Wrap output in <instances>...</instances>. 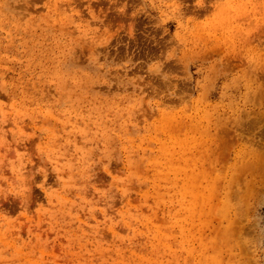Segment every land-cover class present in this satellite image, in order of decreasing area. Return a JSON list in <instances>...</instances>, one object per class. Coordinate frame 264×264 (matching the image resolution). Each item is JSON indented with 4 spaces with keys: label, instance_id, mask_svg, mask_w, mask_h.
<instances>
[{
    "label": "rangeland",
    "instance_id": "1",
    "mask_svg": "<svg viewBox=\"0 0 264 264\" xmlns=\"http://www.w3.org/2000/svg\"><path fill=\"white\" fill-rule=\"evenodd\" d=\"M263 170L264 0H0V264H264Z\"/></svg>",
    "mask_w": 264,
    "mask_h": 264
},
{
    "label": "bare ground",
    "instance_id": "2",
    "mask_svg": "<svg viewBox=\"0 0 264 264\" xmlns=\"http://www.w3.org/2000/svg\"><path fill=\"white\" fill-rule=\"evenodd\" d=\"M258 120V119H257ZM264 171V170H263ZM257 172H259V171H257Z\"/></svg>",
    "mask_w": 264,
    "mask_h": 264
}]
</instances>
